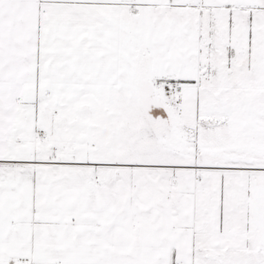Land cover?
<instances>
[{
	"label": "snow or ice",
	"instance_id": "snow-or-ice-1",
	"mask_svg": "<svg viewBox=\"0 0 264 264\" xmlns=\"http://www.w3.org/2000/svg\"><path fill=\"white\" fill-rule=\"evenodd\" d=\"M0 264H264V0H0Z\"/></svg>",
	"mask_w": 264,
	"mask_h": 264
}]
</instances>
